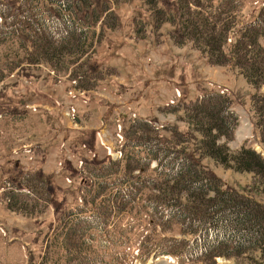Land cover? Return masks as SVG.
Segmentation results:
<instances>
[{"label":"rangeland","instance_id":"rangeland-1","mask_svg":"<svg viewBox=\"0 0 264 264\" xmlns=\"http://www.w3.org/2000/svg\"><path fill=\"white\" fill-rule=\"evenodd\" d=\"M29 1L0 0V264H75L58 236L65 218L77 209L89 215L108 197L109 205L116 204L108 239L101 240L92 229L95 238L87 234L88 241L80 244L84 255L102 264H264L257 249L183 259L180 250L197 236L176 221L147 213V199L157 194L154 183L147 181L155 179L154 159L144 164L141 177H134L142 179L144 188L138 183L136 192L123 189L129 195L128 210L117 200L123 170L138 163L129 156L140 150L133 146L138 135L159 134L171 142L188 138L176 148L195 147L199 134L186 121L185 107L206 93L228 97L238 116L233 137L226 141L230 151L246 145L264 155L251 103L264 83L256 89L239 69L211 64L189 41L176 43L172 33L177 27L159 25L154 9L142 0H94L103 13L92 27L89 52L80 59L66 57L58 69L46 62L30 63L25 45L21 48L31 26L26 19L16 36L1 35L2 23L9 28L14 14L23 17L26 8L43 3ZM105 2L107 10L102 11ZM240 3L227 13L239 17L237 26L254 20L259 11L263 15L264 0ZM201 163L225 186L264 205V178L224 168L209 157ZM140 171L134 170V176ZM11 191L26 202L20 210L8 206L6 193ZM165 239L167 249H160L165 254L160 251L153 258L157 253L149 249Z\"/></svg>","mask_w":264,"mask_h":264},{"label":"trees","instance_id":"trees-1","mask_svg":"<svg viewBox=\"0 0 264 264\" xmlns=\"http://www.w3.org/2000/svg\"><path fill=\"white\" fill-rule=\"evenodd\" d=\"M142 1L154 9L153 14L159 25L168 22L177 27L172 33L176 43L189 41L207 56L211 64H230L239 69L247 82L256 89L264 83V8L263 15L259 11L254 20H247L246 24L237 26L239 17L235 13H227L239 7L240 0H218L216 5H213V0ZM41 2L40 6L35 5L33 9L26 8L22 12L23 17L14 14L11 20L15 21L10 22L9 28L2 23L4 30L1 35L16 36L21 30L19 25L26 19L31 24L24 26H30V29L27 28V39L22 37L24 42H21V48L25 45L26 60L63 68L66 57L80 59L91 50L92 36L95 35L92 27L103 12L99 7H94V0ZM106 10L105 2L102 11ZM2 11L0 7V13ZM99 35L100 32L97 37ZM251 103L256 116L255 128L264 145V89L252 96ZM229 106L228 97L216 92L206 93L203 98L189 103L184 114L186 121L199 134L195 147L190 151L176 148L179 140L188 141V138L173 139L171 142L159 134L138 135L136 139L133 138V146L140 150L134 149L133 154H129L137 157L138 163L132 170H123V187L117 200H122V210H128L126 197L129 195L123 189L136 192L138 183L144 188L142 179L134 180V177H141L146 168L144 164L156 160L155 179L147 181L154 183L151 188L156 189L157 194H151L145 206L147 213L153 214V217L158 213L169 222L180 223L186 228L184 232L197 236L195 241L185 244L180 250L179 255L182 257H196L199 254L206 258L230 257L254 249L264 255V205L247 194L225 186L213 171L201 163L203 157H209L224 168L253 172L254 176L264 178V155L246 145H241L236 151H230L227 146L226 141L232 139L238 122L237 114ZM120 168V165L116 166L117 171ZM134 170L141 171L134 176ZM107 171L115 173L113 170ZM20 195L13 191L6 193L10 208L20 210V205L26 203L19 198ZM110 199L108 197L96 204L89 215L77 209L65 218L58 236L66 257L75 256V264H102L98 259L89 257L88 253V256L84 255L80 244L88 241L87 234L95 238V231L101 240L108 239L106 229L111 225L109 218L112 213H116L113 209L116 204H108ZM92 229L95 231L92 232ZM167 241H161V247L155 246L149 251L167 249L164 245ZM66 264H69L68 260Z\"/></svg>","mask_w":264,"mask_h":264},{"label":"bare ground","instance_id":"bare-ground-1","mask_svg":"<svg viewBox=\"0 0 264 264\" xmlns=\"http://www.w3.org/2000/svg\"><path fill=\"white\" fill-rule=\"evenodd\" d=\"M222 262H220V264H221Z\"/></svg>","mask_w":264,"mask_h":264},{"label":"crops","instance_id":"crops-1","mask_svg":"<svg viewBox=\"0 0 264 264\" xmlns=\"http://www.w3.org/2000/svg\"><path fill=\"white\" fill-rule=\"evenodd\" d=\"M18 148V147H17Z\"/></svg>","mask_w":264,"mask_h":264}]
</instances>
